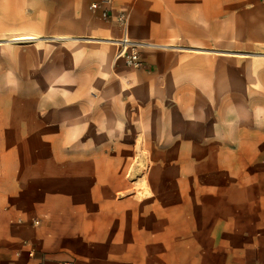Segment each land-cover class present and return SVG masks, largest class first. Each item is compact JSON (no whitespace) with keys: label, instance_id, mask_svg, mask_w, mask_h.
<instances>
[{"label":"crops","instance_id":"1","mask_svg":"<svg viewBox=\"0 0 264 264\" xmlns=\"http://www.w3.org/2000/svg\"><path fill=\"white\" fill-rule=\"evenodd\" d=\"M8 64L0 264H264V0H0Z\"/></svg>","mask_w":264,"mask_h":264},{"label":"rangeland","instance_id":"2","mask_svg":"<svg viewBox=\"0 0 264 264\" xmlns=\"http://www.w3.org/2000/svg\"><path fill=\"white\" fill-rule=\"evenodd\" d=\"M13 47L18 46L16 45ZM7 57H9L7 59H10V62L13 63V60L16 57V50H10ZM18 80H20V73L16 70L14 64H8L5 67L0 66V112L27 113L32 110L31 88L16 87L15 85ZM147 147V151L135 152V158L156 162L161 158H165L164 153H161L158 150L159 145L157 136L147 137ZM222 156H224L223 153H216V158H222ZM254 159H257L256 154H254ZM141 171H143L144 176L151 175L157 177L159 168L158 166H155L151 168H143Z\"/></svg>","mask_w":264,"mask_h":264},{"label":"built area","instance_id":"3","mask_svg":"<svg viewBox=\"0 0 264 264\" xmlns=\"http://www.w3.org/2000/svg\"><path fill=\"white\" fill-rule=\"evenodd\" d=\"M92 10L99 9V6L94 4L91 6ZM104 19H109L110 15L107 11L103 12ZM117 23L123 30V37L117 43V51L114 57L115 62H122L123 65L131 70H140L144 66V62L141 57V51L144 48V45L133 43L128 38V17L124 14H120L116 18ZM38 225V222H35ZM20 256V254H18ZM34 253H29V257L33 258ZM260 264V263H255Z\"/></svg>","mask_w":264,"mask_h":264},{"label":"bare ground","instance_id":"4","mask_svg":"<svg viewBox=\"0 0 264 264\" xmlns=\"http://www.w3.org/2000/svg\"><path fill=\"white\" fill-rule=\"evenodd\" d=\"M20 40H22V41H23L24 39H20ZM26 41H27V40H26ZM29 41H30V40H29ZM14 42H15V41H14ZM20 42H21V41H20Z\"/></svg>","mask_w":264,"mask_h":264}]
</instances>
